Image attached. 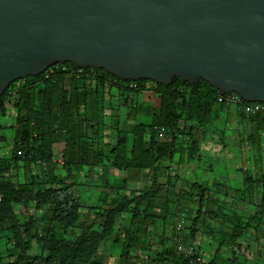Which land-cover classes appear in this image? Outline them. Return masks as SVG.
I'll list each match as a JSON object with an SVG mask.
<instances>
[{
  "label": "rangeland",
  "instance_id": "obj_1",
  "mask_svg": "<svg viewBox=\"0 0 264 264\" xmlns=\"http://www.w3.org/2000/svg\"><path fill=\"white\" fill-rule=\"evenodd\" d=\"M27 82L0 102V264L20 256L18 237L33 255L53 237L75 244L107 225L88 264H190L193 254L201 264H264L263 113L217 102L185 120L187 94L173 101L151 83L125 94L66 76L49 103ZM22 120L49 143L29 161L13 155ZM71 186L75 219L58 224L51 194Z\"/></svg>",
  "mask_w": 264,
  "mask_h": 264
},
{
  "label": "water",
  "instance_id": "obj_2",
  "mask_svg": "<svg viewBox=\"0 0 264 264\" xmlns=\"http://www.w3.org/2000/svg\"><path fill=\"white\" fill-rule=\"evenodd\" d=\"M67 63L264 104V0H0V98Z\"/></svg>",
  "mask_w": 264,
  "mask_h": 264
},
{
  "label": "trees",
  "instance_id": "obj_3",
  "mask_svg": "<svg viewBox=\"0 0 264 264\" xmlns=\"http://www.w3.org/2000/svg\"><path fill=\"white\" fill-rule=\"evenodd\" d=\"M52 66L55 68L59 66ZM69 67H74L72 64H64ZM85 72L89 73L92 71V75L86 77L83 76H67L60 72L55 73L49 78H45V74L48 73V70L45 71L38 77H27L28 81L25 84V88H41L40 92L43 97L51 103L53 88L55 86V78H60L63 76L74 77L77 80H86L90 79L94 82H99L101 84L110 85L114 87L116 91L129 93L128 84L132 81H123L119 80L116 77L108 74L105 70L102 69H90L86 68ZM139 90L142 85L145 83L155 84L151 81H137L136 82ZM162 88V91L170 98H173V101L182 95H188L190 97V103L186 107V117L185 120H191L198 113L207 112L210 107L218 102V91L210 87L207 82L202 79H199L198 82L194 85L189 84L188 82H182L179 78H174L169 86H163L161 84H156ZM137 93V92H136ZM134 93V94H136ZM8 94L7 89L5 90L3 96L0 98V102ZM178 117L173 115V124L177 121ZM161 128H154V130ZM45 144V148L48 149L49 143H45L38 136L37 130L31 128L28 121H20L18 128L15 133V140L13 145V155L15 161H25L32 160L34 156L39 157L40 155L45 154L42 152V148ZM47 145V146H46ZM20 153V154H18ZM48 155V153L46 152ZM264 191V181L262 184ZM0 206L5 202V198L2 199L3 195L0 188ZM78 195L75 187H67L60 189L58 192L51 194V208L53 214V220L58 224L68 225L75 219L76 210L78 207ZM264 206V197L262 200ZM114 213H112L113 216ZM7 219L5 215H0V222H3ZM109 231V226L100 229L99 227L92 226L90 228L89 234L86 238L75 244H66L63 240L57 238H51L46 243H40V248L33 254L30 255L27 252V248H23V241L21 237L17 238V245L22 246L20 248V256L12 261L10 264H88V262L93 258L95 253L98 252L102 241L105 239V234ZM191 262V261H190Z\"/></svg>",
  "mask_w": 264,
  "mask_h": 264
},
{
  "label": "built area",
  "instance_id": "obj_4",
  "mask_svg": "<svg viewBox=\"0 0 264 264\" xmlns=\"http://www.w3.org/2000/svg\"><path fill=\"white\" fill-rule=\"evenodd\" d=\"M56 66V65H55ZM85 69L77 68V67H69L64 64H60L59 66L55 68H49L48 73L45 74V78H49L50 76H53L55 73L60 72L62 74H65L67 76H83L86 77L88 75H92V71L89 73L84 71ZM128 90L130 94H134L136 92H139V87L136 82H131L128 84ZM218 102L221 104H224L225 106H236L240 108L241 110H244L248 114H264V104L261 103H247L245 102L239 95L235 93H229L226 95H219L218 96ZM159 131H163V129H160ZM20 154V153H18ZM1 201V196H0ZM184 226V222L180 221L177 226V232L182 231ZM190 264H201V259L197 255L191 256V262Z\"/></svg>",
  "mask_w": 264,
  "mask_h": 264
},
{
  "label": "crops",
  "instance_id": "obj_5",
  "mask_svg": "<svg viewBox=\"0 0 264 264\" xmlns=\"http://www.w3.org/2000/svg\"><path fill=\"white\" fill-rule=\"evenodd\" d=\"M115 92H117V91H115Z\"/></svg>",
  "mask_w": 264,
  "mask_h": 264
}]
</instances>
